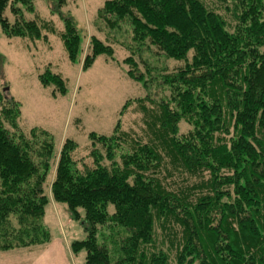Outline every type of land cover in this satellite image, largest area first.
<instances>
[{"label":"trees","instance_id":"trees-1","mask_svg":"<svg viewBox=\"0 0 264 264\" xmlns=\"http://www.w3.org/2000/svg\"><path fill=\"white\" fill-rule=\"evenodd\" d=\"M34 1L0 0L6 37H40ZM64 24L70 60L119 46L150 94L79 158L72 140L23 131L0 89V253L46 246L53 202L80 226L82 264H264V0H107L85 48ZM39 80L64 91L49 70Z\"/></svg>","mask_w":264,"mask_h":264},{"label":"rangeland","instance_id":"rangeland-1","mask_svg":"<svg viewBox=\"0 0 264 264\" xmlns=\"http://www.w3.org/2000/svg\"><path fill=\"white\" fill-rule=\"evenodd\" d=\"M105 1L66 0L65 5L54 10L51 0H35L33 12L26 13V17L41 24L39 38L6 37L0 24V89H7L8 96L18 103L20 128L48 132L55 149L64 140L74 141L79 158L92 148L90 134L109 136L119 119L125 127L136 121L135 104L119 116L127 100L150 94L143 84L128 76L123 63L127 53L119 46L113 47L112 59L101 55L85 68L83 52L74 61L67 56L61 39L65 20L73 23L81 48H85L91 34H95L93 22ZM5 16L11 19L9 8ZM175 63L169 61L171 65ZM46 70L62 79L63 92L56 86L41 84L39 75ZM44 222L52 237L59 235L48 212ZM65 230L71 240L72 233L79 235L80 226L73 221ZM74 258L82 264L81 256Z\"/></svg>","mask_w":264,"mask_h":264},{"label":"crops","instance_id":"crops-1","mask_svg":"<svg viewBox=\"0 0 264 264\" xmlns=\"http://www.w3.org/2000/svg\"><path fill=\"white\" fill-rule=\"evenodd\" d=\"M60 205L51 202L47 210L50 220L57 226L59 235L53 236L43 247L1 252L0 264H78L69 249L70 239L65 230V227L71 224V220L65 206ZM73 235L76 234L72 233L71 237Z\"/></svg>","mask_w":264,"mask_h":264},{"label":"water","instance_id":"water-1","mask_svg":"<svg viewBox=\"0 0 264 264\" xmlns=\"http://www.w3.org/2000/svg\"><path fill=\"white\" fill-rule=\"evenodd\" d=\"M4 91H7V89H5Z\"/></svg>","mask_w":264,"mask_h":264}]
</instances>
